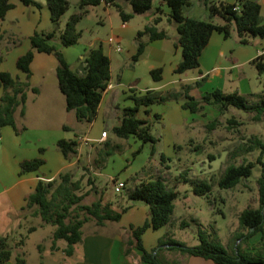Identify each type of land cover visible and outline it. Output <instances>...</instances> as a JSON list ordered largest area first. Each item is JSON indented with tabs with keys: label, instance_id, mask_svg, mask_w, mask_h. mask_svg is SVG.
<instances>
[{
	"label": "trees",
	"instance_id": "trees-1",
	"mask_svg": "<svg viewBox=\"0 0 264 264\" xmlns=\"http://www.w3.org/2000/svg\"><path fill=\"white\" fill-rule=\"evenodd\" d=\"M24 4L39 3L35 0H21ZM132 6V12H125L118 0H78L72 4L70 0H45L53 25L52 30H35L30 36V48L20 57L16 64L26 73V79L21 81L13 77L8 71L0 70V127L11 125L16 133H20L25 126H18L15 120V113L20 116L25 113L27 92H37L38 89L31 86L29 77L31 75L30 63L35 51L53 54L57 59L56 76L58 87L65 97V107L74 112L77 120L92 122L98 112L99 103L111 78L110 58L104 52L101 44L92 46L83 55L82 64L79 70L71 68L64 53L59 49L53 40L59 27V21L63 13L73 6L76 10L72 12L64 27L60 30L58 39L61 45L71 46L78 42L81 31L77 29L79 20L88 13L89 7L104 3L117 8L123 21H128L135 13H144L152 7L153 0H124ZM170 7L168 21L174 22L177 38L175 46L181 47V58L175 67V72H183L188 69L199 67V56L209 41L213 31L223 33L229 37L232 31V24L235 25L236 36L240 43H248L250 37H264V22L260 15V4L256 0H235L234 2L204 0V5L212 16H218L222 23L212 20L197 19L185 15L186 6L192 0H161ZM13 7L9 0H0V22L4 19L6 12ZM157 10L160 9L158 6ZM161 21V16L153 18L151 24L144 25L137 30V38L148 35L149 40L166 38L168 33L156 27ZM2 35L0 33V39ZM15 44L16 41H13ZM146 41H139L136 46L132 60L137 61L143 53ZM3 55L0 54V62ZM257 72L264 73V53L257 55L251 60ZM162 68L157 67L150 70L153 79L161 78ZM204 77L195 82L199 85ZM263 91L251 93L256 101L250 102L248 97L239 91L224 92L221 88H214L206 91L200 97L189 93L190 85H182L179 89L169 88L165 91L146 90L141 94L133 95V105L122 108V115L119 123L112 127L113 134L118 138H127L135 135L142 143L150 142L151 151H155L157 138L150 132V126L146 119L138 116L141 108L149 112L148 106L154 103H163L170 100L180 101L183 109L192 113H201L206 105L215 107L222 115L229 107H236L248 113L253 122H260L264 119V80L262 81ZM215 118L206 123L209 129L217 125ZM240 124L234 117L227 118V127H234ZM57 147L66 159L77 155L78 141L76 138H61L57 141ZM117 145L109 140L102 143L98 152V166L103 167L105 160L110 156ZM258 150L255 162L262 167L260 176L257 179L258 206L246 207L238 216L239 225L246 231H240L236 240H242L246 247L239 243L228 250L220 242L208 238L204 232L199 233L198 243L185 245L171 237L161 238L159 248L155 251L147 250L142 241V234L147 228L157 229L170 223L174 210V200L178 191L169 187L162 176L144 179L137 182L133 187L128 188L127 197L132 200H141L149 207V217L137 227H132L130 237L126 239L125 253L130 254L131 247L140 250V259L148 264H169L163 257H160L161 250L178 252L186 255L200 256L212 260L215 264H264V138L251 135L246 141L241 142L238 152L247 153ZM42 151V149H40ZM139 151V149H138ZM103 153V155H102ZM163 157V156H162ZM212 157V155L210 156ZM254 161L240 163H228L219 179V188L228 189L236 186L241 179L251 175ZM44 163L42 157L24 159L20 162L22 174L27 171L36 170ZM87 171L89 166H83ZM135 175H138L135 174ZM136 176H132L134 180ZM82 177L73 180L72 172L66 170L60 172L51 180L38 179L33 191L27 196L26 204L21 208L25 214L40 217L43 223L54 226L51 234V249H55L56 242L63 239L66 242L64 253L71 255L74 245L82 240L83 226L93 219L97 225H103L106 221H119L129 205L122 206L120 210L112 208L113 202L106 200L103 194L106 189L97 188L92 184L90 176L87 182L90 186L88 191L98 194V197L90 203L83 202L85 194L78 193ZM192 191L195 194H206L211 191L212 185L205 179L192 181ZM125 187V186H124ZM181 220L180 225H186ZM32 226L28 231L34 230ZM259 233L260 238L256 244H251L250 238ZM9 235L0 234V264H4L11 258V247ZM24 243V238L20 239ZM165 246L162 248V246ZM16 264H27L25 259L16 256Z\"/></svg>",
	"mask_w": 264,
	"mask_h": 264
},
{
	"label": "crops",
	"instance_id": "crops-1",
	"mask_svg": "<svg viewBox=\"0 0 264 264\" xmlns=\"http://www.w3.org/2000/svg\"><path fill=\"white\" fill-rule=\"evenodd\" d=\"M9 1L13 3V7L6 12L4 19L0 22V33L2 35L0 54L3 55L0 70L8 71L13 77L24 81L26 73L17 66L18 57L30 48V36L35 30L49 31L52 30L53 25L45 0H35L39 3V6L36 4L26 5L21 0ZM224 1L231 3L235 0ZM256 1L260 4V15L264 22V0ZM158 6L160 7L159 10L156 9ZM145 13H150L148 20L151 22L153 18L161 13L168 15L170 7L161 0H153L152 7ZM185 15L187 14L185 13ZM156 27L159 29V26L156 25ZM122 33L117 31L108 39L110 46L113 44L110 51L106 53L110 58L111 78L103 92L97 116L92 122L76 119L77 124L68 125L65 123L63 120V109H66L65 97L58 87L57 59L53 54L35 51L30 63L31 75L29 81L31 86L36 87L38 91L36 93L30 90L27 92L23 116H20L18 111L15 113L16 124L18 126L24 125L25 128L20 133H16L11 125L0 127V234H8L10 237L16 226L22 228L25 222H28L31 218L37 219V225L25 226L23 228L24 232H34L37 230V226L44 227L45 224L40 217L31 216L27 213L26 217H23L20 212L26 204L27 196L33 191L38 179L55 178L60 172L68 170L79 161L85 162L79 165L77 170L79 177L82 176L81 184L87 182L86 179L90 176L94 179L95 185L99 187L104 186L105 183L108 184L110 181L112 182V180L114 186L115 182L122 180L125 184L124 188H126L129 184L130 187H133L141 180L162 176L169 187L177 190L174 187L176 185L173 186V183L168 182L166 179V173L169 172L171 167L170 162L178 157L176 152L183 150L184 144L195 146V148L200 146L198 140L195 139L198 134L197 127L194 125L196 124L195 118L201 120L202 115L205 114L207 120H212L217 117L219 112L206 105L203 112L192 113L187 109H183L180 101L175 100L154 103L147 107L149 109L147 113L144 110L145 108H141L138 116L147 120L150 125V132L158 139L155 144V151L151 155L152 160H148L146 163L142 161L137 166L130 168L131 166L126 165L125 158H123L124 162H121L119 166L120 170L125 167L123 176H118L114 173L115 169H109L106 166H97L98 169L94 170L89 166V162H98V152L104 141L109 140L112 144L117 145V148L121 146L122 138L110 135L112 127L117 125L120 120L119 112L115 106L133 105V95L141 94L146 90L179 89L186 84L190 85L189 93L191 95L200 97L206 92L198 89L199 85H195V82L201 77H204L205 82H211L217 78L222 90H225L227 82L235 83L237 81L240 87H244L242 92L253 94L243 68L246 65L254 66L251 64V60L264 53V37H250L248 43H240L236 34L232 31L229 37H225L219 31H213L199 56V67L181 73L175 72V67L181 58V47L174 45L177 37H174L171 49H166L164 44L165 40L170 38L169 35L166 38L154 40L147 38L143 53L135 62V68L130 72L127 81L124 82L121 81L120 77L117 80L113 78L112 67L115 59L111 53V50L119 51L116 49L118 45L115 43L118 42V39L119 41L123 39ZM13 41H16V43L14 44ZM54 44L62 50L67 62L71 65L69 46H63L56 42ZM80 49L75 50L77 55L75 54L73 58L77 56L81 59L82 64L83 55L87 50L83 49L81 52ZM134 52L135 47L130 52V56ZM157 67L162 68V73L161 78L155 80L151 76L150 70ZM236 68L239 70L234 72ZM196 89H198L197 95L193 93ZM262 91L263 89L257 93ZM67 111V113H70L71 110ZM207 120L203 123H207ZM79 123H83L82 129H79L81 133L69 137V132L76 128ZM151 124H155L154 132L151 130ZM205 131H207L206 128ZM61 138L77 139V155L71 159L64 157L56 145ZM211 155L209 154L208 157H215L213 155L210 157ZM34 157H42L44 163L36 170L20 174V162ZM178 160L181 161L180 158ZM85 165L89 166L87 172L82 167ZM137 173L138 176L131 181L132 174ZM87 188H90L89 184ZM175 200L174 210L176 208ZM122 202L123 199L120 198L116 204H112V208L119 210L118 207L122 205ZM127 205H129V208L122 213L119 221H106L103 225H98V228L83 233L82 240L74 245V251L71 255L64 253L65 247L59 245V240L56 242L57 247L51 249V231H49V254L52 255L54 252L60 251L64 256L66 255L71 259V264H148L140 259V250L132 246V252L127 254L125 248L126 239L130 237L131 226H140L148 219L149 207L141 200H134ZM180 221L181 219L177 220L171 217L170 223L163 227L157 229L147 228L141 236L144 247L147 250H152L157 245L158 238L169 237V234L172 238L174 229L180 226ZM32 226L35 229L28 231ZM24 244L25 240L24 243H21L20 240L14 241L13 245L17 247V254L12 252L11 258L4 264H16V256H23L22 258L25 259L27 264H45L43 259L45 250L41 244H39L40 259L34 263H31L26 256L23 249ZM164 247L163 245L162 248ZM161 254L169 264H184L186 258V254L167 250H161ZM191 263L215 264L210 259L193 255L186 258V264Z\"/></svg>",
	"mask_w": 264,
	"mask_h": 264
},
{
	"label": "rangeland",
	"instance_id": "rangeland-1",
	"mask_svg": "<svg viewBox=\"0 0 264 264\" xmlns=\"http://www.w3.org/2000/svg\"><path fill=\"white\" fill-rule=\"evenodd\" d=\"M77 1L75 3H77ZM118 2L121 4L125 12H132V6L128 2L124 0H118ZM191 2L193 3L186 6L184 10L187 15L197 19L212 20L219 23L223 22L220 17L210 15V12L204 6V0H192ZM75 10L76 9L73 6H69L65 13H63L53 42L55 41L60 44L58 39L60 30L64 27L70 14ZM160 15L162 19L156 25L159 26V29L165 30L170 36L169 39L165 40L164 44L166 45V49H171L174 37H177L175 24L174 22L168 21L167 14L161 13ZM149 17L150 13H135L131 19L123 21L117 8L114 6L106 5L104 3L91 6L88 13L77 23V29L81 31V36L78 42L75 45L68 47L69 55L71 57V68L79 70L81 67V59L77 58V56L76 58H73L75 54L77 55V52H75L76 49L81 48V52L83 49L88 51V49L92 46L101 44L105 53H108L113 45L111 44L110 46L108 39L112 34L119 31L123 32V39L120 41L118 39V42L115 43L120 47L119 51L111 50V53L116 60H113L112 75L114 80H117L118 77H120L121 81H127L130 72L135 68L134 64L136 62L132 60L130 52L134 49V47L136 50V46L139 41H146L148 38V35L137 38L136 30L143 28L146 24H151L153 20L150 22L148 20ZM232 32L236 34L234 24H232ZM238 70L239 69L236 68L234 72ZM243 70L250 82L251 91H253V93L261 91L263 89L262 81L264 80V73H258L256 68L250 65L244 66ZM217 87L220 88V85L218 79L216 78L211 82H205L202 80L198 89L202 91H210L212 88ZM198 89L193 91L195 95H197L196 93H198ZM243 89L244 87H240L237 81H235V83L227 82V84H225V90L223 91L232 92L236 90L245 94L250 102L256 101L255 96L250 95L249 92H242L244 91ZM115 108L121 116L123 106L117 105ZM212 108L217 110L215 107ZM67 112L68 111L66 109H63V120L65 123L68 125H72L73 123L77 124L78 121L76 120L74 112ZM202 116V121L195 118L196 124H194L198 130V134L195 136V139L198 140L200 146L195 148V146L184 144V149L176 152L178 157L172 160L173 163L170 162L171 167L169 172L166 173V179L168 182L173 183V186L176 185L174 187L179 191V195L175 200L176 208L172 217L177 220L181 219L187 222L186 225H180L174 229V236H172V238L184 243L185 245L191 246L198 243V235L201 231L207 234L208 238L220 242L228 250H231L237 243L242 245V247H246L242 240H236L238 232L246 231L240 227L238 216L244 208L258 206L257 179L261 174L262 167L259 163L255 162L258 150L242 153L238 152V147L241 142L246 141L251 135H257L264 138V119L260 122H253L249 118L248 113L244 110L236 107H229L222 115L220 113L217 115V125L214 128L209 129L206 127V123H203L207 120L205 114ZM229 117L236 118L240 121V124L235 125L232 128L227 127V118ZM209 121L210 120H207V122ZM82 124L83 123H79L76 128L70 131L69 137H74V135L81 133L79 129H82ZM205 128L207 131H205ZM151 130L153 132L155 131V124H151ZM110 135L115 136L111 131ZM192 136L194 135L192 134ZM121 140L123 141L121 146L115 149L114 152L106 158L104 167L106 166L109 169H115L116 171H114V173L118 176H123V174H125V167L122 170L119 169L120 163L124 162L123 158H125L126 165L128 164L131 166L130 168L137 166L142 161L146 163V161L152 160V144L150 142L142 143L134 135L122 138ZM97 146H99V144H97ZM209 154H212L215 157L209 158ZM179 158L181 159L180 162L178 160ZM245 161L255 162L251 175L241 179V181L233 188H219L217 180L219 179L225 166L230 162L237 164ZM84 163V161H79L77 164H74L68 169V171L73 174V180L79 178V172H77V170L79 165ZM98 164L100 163H96V161L89 162V166H91L94 170L98 169L96 168ZM187 168H189V170H187ZM83 170L86 169L83 167ZM132 175L136 177L138 176L134 174ZM90 178L92 180V184H94L97 188L106 187L104 190L105 192L103 193L105 195L104 201L111 200L113 204H116L120 198L123 199L122 205L118 207L119 210L122 206H126L128 203L134 201L127 197V191L130 184L126 188H122L121 191L116 192L112 184L113 180L112 182L110 181L108 184L105 183L104 186L99 187L98 185H95L94 179H92V177ZM201 179H205L211 183V191L206 194H195L192 191L191 182ZM87 185L88 182L85 181V183L80 185L81 187L77 192L84 193L85 197L83 202L90 203L98 197V194L93 191H88L89 188L86 189ZM20 212L23 214V217H26L24 211ZM179 215H181L180 218H178ZM44 224V227L37 226V230L30 233L27 231L24 232L23 228H25V226L28 227L30 225H37L36 218H31L28 222H25L22 228L16 226L14 230H12L8 240L11 252L17 254V247L13 245V242L24 237L25 244L23 249L31 263L40 259L41 252L39 244H41L45 250L43 258L45 264H71V259L66 257V255L64 256L60 251L56 253L54 252L52 255L49 254L48 234L49 231H51L52 234L54 226L49 223ZM96 228H98V225L95 221L93 219H89L84 224L82 230L83 233H86L87 231H91ZM26 235L28 236L26 237ZM165 237L166 236H163V238ZM169 237H171V234H169ZM161 238H158L155 251L159 248V240H161ZM259 238L260 234L257 233L250 238L249 242L251 244H256ZM58 242H60L59 245H64V247L66 246L65 240L59 239ZM159 254L160 257H162V254ZM188 256L189 255H185L186 258ZM186 258L184 260V264H186Z\"/></svg>",
	"mask_w": 264,
	"mask_h": 264
},
{
	"label": "built area",
	"instance_id": "built-area-1",
	"mask_svg": "<svg viewBox=\"0 0 264 264\" xmlns=\"http://www.w3.org/2000/svg\"><path fill=\"white\" fill-rule=\"evenodd\" d=\"M116 49H117V50H120V47L117 46ZM47 180H51V179H47ZM124 186H125V184H124V182H123L122 180L117 181V182H115V184H114V190H115L116 192H119V191L122 190V188H124Z\"/></svg>",
	"mask_w": 264,
	"mask_h": 264
},
{
	"label": "water",
	"instance_id": "water-1",
	"mask_svg": "<svg viewBox=\"0 0 264 264\" xmlns=\"http://www.w3.org/2000/svg\"><path fill=\"white\" fill-rule=\"evenodd\" d=\"M76 1H77V0H70V2H71L72 4H74Z\"/></svg>",
	"mask_w": 264,
	"mask_h": 264
}]
</instances>
